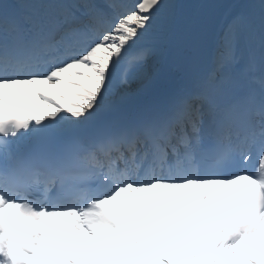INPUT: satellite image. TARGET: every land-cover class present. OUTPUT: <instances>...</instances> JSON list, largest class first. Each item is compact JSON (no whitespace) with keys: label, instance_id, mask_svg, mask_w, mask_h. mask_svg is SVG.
<instances>
[{"label":"snow or ice","instance_id":"6c2138e0","mask_svg":"<svg viewBox=\"0 0 264 264\" xmlns=\"http://www.w3.org/2000/svg\"><path fill=\"white\" fill-rule=\"evenodd\" d=\"M0 264H264V0H0Z\"/></svg>","mask_w":264,"mask_h":264},{"label":"bare ground","instance_id":"6f19581e","mask_svg":"<svg viewBox=\"0 0 264 264\" xmlns=\"http://www.w3.org/2000/svg\"><path fill=\"white\" fill-rule=\"evenodd\" d=\"M150 72L148 71L145 75H143L142 77L140 78H132L130 80V82L124 84V90L127 91L129 89H134V88H137L143 81L144 79L147 78V75H149Z\"/></svg>","mask_w":264,"mask_h":264}]
</instances>
